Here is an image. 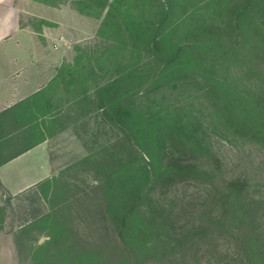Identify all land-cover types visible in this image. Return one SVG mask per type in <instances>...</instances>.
Segmentation results:
<instances>
[{
    "label": "trees",
    "instance_id": "obj_1",
    "mask_svg": "<svg viewBox=\"0 0 264 264\" xmlns=\"http://www.w3.org/2000/svg\"><path fill=\"white\" fill-rule=\"evenodd\" d=\"M38 1L70 2L81 14L102 17L98 34L107 43L92 54L76 47L82 53L57 73L64 89L34 94L30 118L52 123L60 118L70 127L67 106L93 101V86L81 91L80 100L76 78L89 80L92 61L112 62L115 73L94 90L96 110L115 138L109 154L105 149L91 152L84 162L95 163L96 187L115 242L109 247L75 237L61 202L11 232L18 264L26 259L27 264H144L171 248L167 216L152 203L155 188L216 177L206 165L215 158L211 124H218L221 136L264 146V0H216L212 7L200 0ZM178 92L202 99L199 110L172 96ZM202 110L208 114L205 122L195 113ZM55 176L32 187L33 194L51 201L55 194L48 188L57 190L51 184ZM245 182L232 179L223 186L219 228L243 226L235 259L264 264V232L256 226V211L242 202ZM5 217L6 206L0 207V221ZM37 228L46 239L35 245L31 240Z\"/></svg>",
    "mask_w": 264,
    "mask_h": 264
},
{
    "label": "rangeland",
    "instance_id": "obj_2",
    "mask_svg": "<svg viewBox=\"0 0 264 264\" xmlns=\"http://www.w3.org/2000/svg\"><path fill=\"white\" fill-rule=\"evenodd\" d=\"M215 1L199 2L205 7H212L217 4L216 2L220 3V0ZM225 1L222 3L225 4ZM64 3L66 2L59 4ZM67 3L70 9H75L70 2ZM82 15L81 20L77 22L68 19V25L75 27L73 28L75 31L66 36L68 39L66 43L69 45L68 60H72L75 54V45L81 49L89 48L92 54V51L97 52L96 49L107 43V40L98 34L102 17ZM77 53L81 54L82 51ZM94 56L97 57L95 54ZM100 57L104 59L105 55ZM91 65L94 73L90 70L93 73L89 76L90 82L85 81L81 75L76 81L80 85L78 91L81 101L83 99L81 91L86 86H93L89 93L93 101L90 104L80 102L70 108L67 106L68 114L65 115H68L69 119L72 118L69 120L68 135L51 148L52 164L59 166L51 182L54 190L55 187L57 190L52 192L48 188V192L55 195L48 201L42 195L38 197L37 194H33L31 188L23 194L16 195L11 202L5 204L7 227L4 226V230L7 233L17 229L21 222L34 213H45L63 202L68 226L74 231L75 237L82 236L90 243H102L109 247L115 242L114 233L104 218L105 208L101 192L96 187L97 174L93 169L95 163L84 162V157L91 152L102 149L106 150L105 154L111 152L115 131L103 122L99 111L96 110L97 95L94 86L97 82L108 79L115 70L111 61L103 62L97 59L92 61ZM178 93V95L173 93L172 96H177L178 101L181 100V103L195 111L199 110L202 99L195 100L185 92ZM195 113L206 121L208 114L205 110ZM214 130L215 134L210 136L209 143L215 158L209 159L210 162L207 161L206 165L211 164L210 167L215 169L216 177L211 182L193 180L159 185L151 194L153 205L164 210L170 224L166 233H169L167 237L171 248L162 255L148 257L144 264H240L235 257L241 243L239 236L243 235L245 228L243 226L219 228L223 210L221 193L225 183L232 179L246 181L242 202L249 204L256 211L254 213L256 226L264 232V146L240 137L221 136L219 133L222 131L217 123L213 126L211 124L209 131ZM40 230V228L35 230L32 237H36V240L32 239V244L43 243L46 239ZM10 238V234L5 235L4 232L0 234V264H18L15 247L12 246ZM28 262L26 259L23 264ZM110 263L107 261V264Z\"/></svg>",
    "mask_w": 264,
    "mask_h": 264
},
{
    "label": "crops",
    "instance_id": "obj_3",
    "mask_svg": "<svg viewBox=\"0 0 264 264\" xmlns=\"http://www.w3.org/2000/svg\"><path fill=\"white\" fill-rule=\"evenodd\" d=\"M66 4L0 0V207L52 177L59 166L52 164L51 148L70 127L60 118L31 120L30 106L40 90L48 94L57 86L61 93L65 81L58 70L74 61L76 45L72 60L67 58L66 36L75 31L68 19L77 22L83 15ZM6 220L0 221V234H10L14 247Z\"/></svg>",
    "mask_w": 264,
    "mask_h": 264
}]
</instances>
